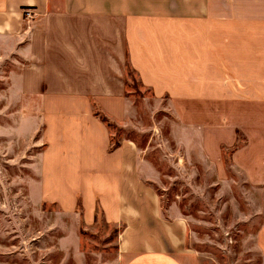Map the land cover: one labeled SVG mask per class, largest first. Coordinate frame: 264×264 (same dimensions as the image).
Returning a JSON list of instances; mask_svg holds the SVG:
<instances>
[{
  "label": "crops",
  "instance_id": "0c3cea01",
  "mask_svg": "<svg viewBox=\"0 0 264 264\" xmlns=\"http://www.w3.org/2000/svg\"><path fill=\"white\" fill-rule=\"evenodd\" d=\"M12 29L21 31L13 41L20 89L44 93L43 106L55 109L52 171L85 184V212L124 221L126 234L144 241L125 264H186L174 249L189 225L147 186L161 178L147 149L129 139L111 146L104 118L140 129L136 100L126 95L129 68L170 122L179 121L180 168L234 174L223 183L244 188L246 252L264 257V0H0V32ZM54 202L71 210V200ZM148 221L166 228V247ZM188 259L202 260L194 251Z\"/></svg>",
  "mask_w": 264,
  "mask_h": 264
},
{
  "label": "rangeland",
  "instance_id": "374dc122",
  "mask_svg": "<svg viewBox=\"0 0 264 264\" xmlns=\"http://www.w3.org/2000/svg\"><path fill=\"white\" fill-rule=\"evenodd\" d=\"M20 32H0V264H125L145 247L144 241L131 230L126 234L124 221L104 219L100 210L95 215L85 212L84 199L78 195L85 184L74 173L69 181L52 171L50 149L59 134L54 128L55 109L43 106L44 93L20 89L21 61L13 45ZM126 95L136 100L140 129L108 124L111 146L129 139L147 149V158L161 173L154 186H147L156 190L163 209L174 207L188 216L187 240L174 253L186 264H190L188 251L201 256L198 264H264L259 253L246 252L252 240L246 236L251 228L244 188L223 183L234 174L221 173L218 179L219 173L212 169L196 170L191 164L180 168L182 145L175 137L179 121L170 122V113L130 68ZM95 112L99 114L98 109ZM252 198L258 205L259 196L253 192ZM54 200H71V210L61 209ZM88 209L93 211L94 203ZM146 224L157 229V242L161 238L166 247L170 237L160 235L162 223ZM173 234L172 244H180V232Z\"/></svg>",
  "mask_w": 264,
  "mask_h": 264
},
{
  "label": "built area",
  "instance_id": "2783aa9c",
  "mask_svg": "<svg viewBox=\"0 0 264 264\" xmlns=\"http://www.w3.org/2000/svg\"><path fill=\"white\" fill-rule=\"evenodd\" d=\"M24 14L27 20H32L37 16L36 12L32 9L26 10Z\"/></svg>",
  "mask_w": 264,
  "mask_h": 264
},
{
  "label": "trees",
  "instance_id": "16d2710c",
  "mask_svg": "<svg viewBox=\"0 0 264 264\" xmlns=\"http://www.w3.org/2000/svg\"><path fill=\"white\" fill-rule=\"evenodd\" d=\"M104 121H105L106 123H108L109 125L111 124L106 118H104Z\"/></svg>",
  "mask_w": 264,
  "mask_h": 264
}]
</instances>
